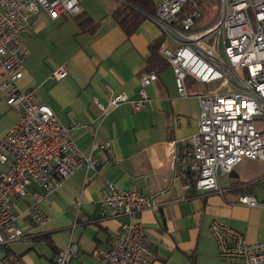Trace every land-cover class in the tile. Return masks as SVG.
<instances>
[{"label": "crops", "instance_id": "0c3cea01", "mask_svg": "<svg viewBox=\"0 0 264 264\" xmlns=\"http://www.w3.org/2000/svg\"><path fill=\"white\" fill-rule=\"evenodd\" d=\"M79 2L81 12L76 16L63 15L57 20L43 12L30 16L23 34V74L18 85L47 104L61 123L76 124L71 137L81 152L90 154L94 140L109 141L110 151L94 152L97 170H75L40 202L48 217L45 224L34 223L27 212L32 194L40 192L35 184L28 187L25 198L14 199L17 218L12 225L21 230L23 238L10 243V249L27 264H53L60 249L75 243L78 253L67 264H99L92 250L108 249L126 221L125 216L101 206L102 192L110 182L145 195L165 190L158 208L140 215L147 244L155 254L152 264H229L220 258L210 226L221 222L248 243L264 240L259 222L264 207L238 203L241 194L256 196L254 190L264 179L249 186L246 193L239 188L264 177V169L243 180L219 175L221 193L187 186L180 161L186 142L197 132L196 94L208 86L186 79L189 96L180 97L171 68L158 51L151 63L152 48L161 41L153 14L140 11L145 19L128 34L113 12L129 3ZM61 68L67 75L56 79L54 72ZM148 70H154L158 78L148 88L149 99L142 111L133 112L124 103L103 115L92 103L94 97L105 102L113 93L136 99L140 75ZM20 115L21 109H10L0 94V140ZM5 167L0 164V171ZM228 179L224 187L222 181Z\"/></svg>", "mask_w": 264, "mask_h": 264}, {"label": "built area", "instance_id": "2783aa9c", "mask_svg": "<svg viewBox=\"0 0 264 264\" xmlns=\"http://www.w3.org/2000/svg\"><path fill=\"white\" fill-rule=\"evenodd\" d=\"M205 0H153V22L161 31L157 48L171 68L178 96L188 97L186 79L208 88L196 94L199 105L197 132L185 144L181 169L187 186L202 192H219L218 177L230 173L244 158L264 161V0H215L216 14L201 23L200 2ZM40 12L50 20L76 16L79 0H0V94L10 109H21L20 117L0 140V264H27L10 249L23 238L12 224L17 215L13 200L25 198L31 184L40 190L32 194L27 212L43 225L48 217L40 202L59 189L77 169L95 171L96 151L109 153L110 142L91 144L90 154L80 151L71 137L76 124H63L56 113L39 102L32 91L22 90L23 34L31 15ZM67 75L64 68L56 79ZM154 70L139 78L138 97L113 93L105 101L92 103L105 115L121 104L133 112L142 111L149 99L148 88L157 80ZM176 159V158H175ZM165 190L145 195L106 183L101 196L103 209L126 217L108 249L95 248L91 255L99 264H152L140 215L154 211ZM238 203L264 207L252 194H241ZM78 207V203L74 208ZM210 230L219 256L229 264H264V240L248 243L231 227L214 221ZM78 253L75 243L60 249L53 264H67Z\"/></svg>", "mask_w": 264, "mask_h": 264}, {"label": "trees", "instance_id": "16d2710c", "mask_svg": "<svg viewBox=\"0 0 264 264\" xmlns=\"http://www.w3.org/2000/svg\"><path fill=\"white\" fill-rule=\"evenodd\" d=\"M124 1L129 3L130 5L123 4L121 8H117L113 12V17L116 20V22L121 26V28L125 30L126 33L131 34L132 32L135 31V29L140 24V22L145 19V16L140 11H143L144 13L147 14H154V4L152 3V0H124ZM211 2H215V0H205L200 2L201 11H202V18L200 22L203 24H207L214 16V12L210 9ZM136 8L138 10H136ZM159 43L160 41L152 48L151 63L154 62L159 56L157 53V48L159 46ZM261 179H264V177H261L253 182L240 186L239 188L240 191L242 193H246L248 190L247 188L249 186H253L257 184Z\"/></svg>", "mask_w": 264, "mask_h": 264}, {"label": "rangeland", "instance_id": "374dc122", "mask_svg": "<svg viewBox=\"0 0 264 264\" xmlns=\"http://www.w3.org/2000/svg\"><path fill=\"white\" fill-rule=\"evenodd\" d=\"M216 14V12L214 13ZM230 173L226 175V177H232L233 179H248V177L252 175V173H257L264 169V161L251 160L244 158L240 163H238ZM227 182V183H226ZM223 186L229 185V179L222 181ZM256 198L258 201L264 200V183L257 186L254 190ZM259 222L262 227H264V214L259 217ZM14 249L16 251L20 250L21 246L18 244H14Z\"/></svg>", "mask_w": 264, "mask_h": 264}]
</instances>
